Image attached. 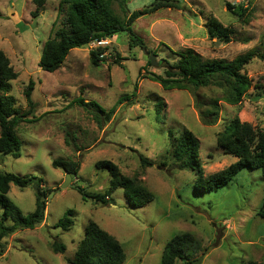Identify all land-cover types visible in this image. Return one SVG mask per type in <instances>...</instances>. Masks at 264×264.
<instances>
[{"label": "rangeland", "instance_id": "1", "mask_svg": "<svg viewBox=\"0 0 264 264\" xmlns=\"http://www.w3.org/2000/svg\"><path fill=\"white\" fill-rule=\"evenodd\" d=\"M160 1L128 0L127 9L133 13ZM166 1L179 2L182 10L161 9L139 18L133 26L144 49H131L128 34L121 32L102 39L108 45L103 46L106 61L99 66L90 62V51L97 48L94 41L73 49L62 68L50 73L39 62L45 42L64 25L68 6L50 0L34 18L32 0H0V50L18 73L10 95L15 108L27 112L25 89L34 80L33 99L38 104L35 119L16 127L21 156L0 153V172L41 178L48 190L45 222L8 237L0 264H69L90 221L120 242L126 254L123 264H161L167 243L184 233L210 249L194 255L190 262L200 257H204L202 264L264 262L261 172L243 169L224 189L198 194L195 174L180 170L173 161V137L169 135L170 130L178 135L188 129L198 138L205 178L236 163L235 157L223 154L217 138L236 118L264 131V61L256 58L244 68L252 88L249 98L238 105L225 102L224 90L216 86L167 91L149 79L150 74L165 77L162 60L174 64L177 54L188 48L205 60L229 62L250 50L263 51L264 0ZM227 3L235 6L234 14L227 10ZM114 10L122 19L129 17L118 3ZM209 20L231 28L232 41L210 39L205 28ZM152 54L158 67L148 63ZM79 98L96 102L107 112L116 107L114 117L105 122L97 109L74 104ZM215 99L219 119L216 125L207 126L200 112ZM141 157L151 165L143 166ZM56 159L80 163L79 173L69 174L71 182L65 189L62 185L68 174L53 167ZM104 160L118 165L124 176L141 180L155 200L133 208L123 190L112 194L107 205L84 198L81 190L103 195L110 188L108 171L96 168ZM8 196L24 215L34 212V184L25 189L12 185ZM70 210L74 212L71 230L56 227ZM54 243L64 245V253L54 250Z\"/></svg>", "mask_w": 264, "mask_h": 264}, {"label": "trees", "instance_id": "2", "mask_svg": "<svg viewBox=\"0 0 264 264\" xmlns=\"http://www.w3.org/2000/svg\"><path fill=\"white\" fill-rule=\"evenodd\" d=\"M50 0H32L35 11L34 18L39 17L41 10ZM61 4L67 5V14L64 25L56 30L44 44L43 53L39 67L46 72H56L62 68L69 53L76 48H85L96 40L110 39L118 33L125 32L129 37L131 49L145 48V43L134 31L135 22L148 14L161 9L182 10L179 2L169 3L162 0L151 10H137L128 12V0H60ZM118 3L126 8L129 17L122 19L115 10L114 5ZM227 10L234 14L235 6L226 4ZM236 15V14H235ZM242 17V15H241ZM210 39H218L223 43L232 41L233 30L222 24L209 20L205 23ZM264 47V42H263ZM106 48L98 47L90 51V62L93 66H99L106 61ZM103 56V57H102ZM178 61L171 64L162 60L165 68V77L150 74L151 80L160 83L163 89L186 90L199 89L216 86L224 90L225 102L238 105L249 95L252 81L243 72L244 68L254 59L264 61V48L250 50L244 55L232 61L205 60L194 49L188 48L177 54ZM118 63V62H117ZM148 63L151 62L149 61ZM142 76V74L140 73ZM18 78V73L11 65L8 56L0 50V153L11 155L15 158L21 156V143L17 135L16 127L19 123L32 122L38 104L33 99L36 90V82L30 80L25 89V97L28 103V111L21 113L15 108V100L10 95L11 82ZM122 100L118 101L121 104ZM198 103V102H197ZM219 101L211 102L203 112H200L202 122L207 126L216 125L220 115ZM86 109H97L105 122H109L115 115L116 107L108 112L96 102H85L79 98L74 101ZM201 105V103H198ZM162 105H158L160 109ZM172 158L180 170L190 169L196 178L195 191L198 194L218 192L230 185L243 169L252 171L259 170L264 181V131H257L249 123H243L236 118L225 126L223 132L218 135L217 146L224 155L233 156L237 162L222 172L205 178L203 176V165L200 159V142L198 138L188 129L179 131L178 135L170 130ZM53 167L61 168L67 174L77 175L80 163L56 159ZM143 166L151 165L147 158L141 157ZM98 170L108 171L111 181L110 188L103 194L91 195L81 190L83 197H90L96 202L107 205V199L118 190H123L129 205L133 208L145 207L155 200L154 193L143 185L138 178L124 176L118 165L112 161L104 160L96 163ZM44 180L34 176H21L11 173L0 172V258L6 253L5 240L18 231L36 229L46 219L48 190L43 185ZM34 184L36 193V207L34 212L24 215L21 209L9 198L12 185L25 189ZM74 212L68 211L56 227L69 231L74 226ZM259 216L264 218V206L259 211ZM54 250L64 253L66 247L54 243ZM210 251L203 248L199 240L192 234L184 233L175 235L165 246L161 264H176L189 261L194 255ZM126 254L120 242L109 232L101 228L97 223L90 221L86 228L84 238L78 245L74 258L69 264H123ZM245 264H264V262L249 261Z\"/></svg>", "mask_w": 264, "mask_h": 264}, {"label": "water", "instance_id": "3", "mask_svg": "<svg viewBox=\"0 0 264 264\" xmlns=\"http://www.w3.org/2000/svg\"><path fill=\"white\" fill-rule=\"evenodd\" d=\"M160 2H161V1H160ZM160 2H159V3H160ZM168 2H169V3H174L175 1H168ZM154 7H155V6H154ZM154 7L146 8V9L151 10V9H153ZM149 61L151 62V65H152V66H154V67H158L159 64L157 63V61H156V56H155L154 54H152V55L150 56V60H149ZM245 98H249V95H246ZM257 99H258V98H254V100H257ZM70 182H71V176L68 174V175H67V180L63 183L62 188H63V189L67 188V187L69 186ZM203 259H204V257H200L198 260L193 261L191 264H202Z\"/></svg>", "mask_w": 264, "mask_h": 264}, {"label": "built area", "instance_id": "4", "mask_svg": "<svg viewBox=\"0 0 264 264\" xmlns=\"http://www.w3.org/2000/svg\"><path fill=\"white\" fill-rule=\"evenodd\" d=\"M94 45H95V47H102L103 48V46H105V45H108V41H105V40H96L95 42H94ZM106 55V54H105ZM103 57V56H102Z\"/></svg>", "mask_w": 264, "mask_h": 264}]
</instances>
